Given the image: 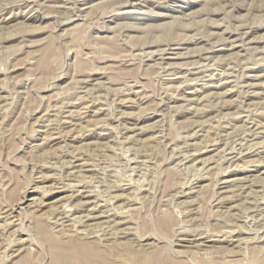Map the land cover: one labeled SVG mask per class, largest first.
Here are the masks:
<instances>
[{
    "label": "rangeland",
    "instance_id": "1",
    "mask_svg": "<svg viewBox=\"0 0 264 264\" xmlns=\"http://www.w3.org/2000/svg\"><path fill=\"white\" fill-rule=\"evenodd\" d=\"M263 123L264 0H0V264L87 189L125 245L262 264Z\"/></svg>",
    "mask_w": 264,
    "mask_h": 264
},
{
    "label": "bare ground",
    "instance_id": "2",
    "mask_svg": "<svg viewBox=\"0 0 264 264\" xmlns=\"http://www.w3.org/2000/svg\"><path fill=\"white\" fill-rule=\"evenodd\" d=\"M133 2V1H132ZM122 4V3H121ZM74 18V17H73ZM69 20V19H68ZM189 35V34H188ZM242 37V36H241ZM229 38V37H228ZM186 40H188L186 38ZM246 40V39H245ZM185 41V40H184ZM147 44V42H146ZM149 45V44H148ZM144 46V45H143ZM147 46V45H146ZM161 49V48H160ZM162 50V49H161ZM50 52V51H49ZM165 52V51H164ZM150 54V53H149ZM203 57V56H202ZM83 63V62H82ZM81 63V64H82ZM171 63V62H170ZM202 63V62H201ZM165 66V65H164ZM209 67V66H208ZM205 76V75H204ZM197 79V78H196ZM187 80V79H186ZM84 81V80H83ZM86 81V80H85ZM89 81V80H88ZM239 83V82H238ZM211 84V83H210ZM128 85V84H127ZM125 91V90H124ZM86 92V91H85ZM84 93V92H83ZM98 97V96H97ZM99 98V97H98ZM188 100V99H187ZM70 101V100H69ZM104 101V100H103ZM190 105V104H189ZM192 107V106H191ZM245 107V106H244ZM252 112V111H251ZM241 114V112H240ZM257 116V115H256ZM264 124V123H263ZM48 127V126H47ZM202 129V128H201ZM205 129V128H204ZM54 130V129H53ZM52 130V131H53ZM246 131V130H245ZM264 131V130H263ZM48 135V134H47ZM248 135V134H247ZM233 140V139H232ZM244 141V140H243ZM193 142V141H192ZM213 145V144H212ZM257 146V145H256ZM205 151L209 147H205ZM230 148V147H229ZM203 149V148H202ZM196 151V150H195ZM194 151V152H195ZM204 151V150H203ZM188 152V151H186ZM193 152V151H192ZM201 152V151H200ZM199 152V153H200ZM240 153V152H239ZM72 158V157H71ZM229 158V157H228ZM184 160V159H183ZM220 160V159H219ZM182 161V160H181ZM180 161V162H181ZM218 162V161H217ZM246 165V164H245ZM260 165V164H259ZM67 167V166H66ZM198 167V166H197ZM204 167V166H203ZM202 167V168H203ZM74 168V167H73ZM86 168V167H85ZM180 168V167H179ZM88 169V168H87ZM88 171V170H87ZM195 171V170H194ZM71 172V171H70ZM82 172V171H81ZM77 173V172H76ZM77 175V174H76ZM203 175V174H202ZM264 180V179H263ZM83 181V180H82ZM228 181V180H224ZM256 182V181H255ZM243 183V182H242ZM247 183V182H245ZM244 183V184H245ZM263 183V182H262ZM223 184V183H222ZM244 184H239L240 188L236 186V189L241 187H247ZM255 184V183H254ZM251 185V184H250ZM253 185V184H252ZM251 185V186H252ZM261 185V184H260ZM195 186V185H194ZM235 186V185H234ZM233 186V187H234ZM263 186V185H262ZM253 187V186H252ZM251 187V189H252ZM260 187V186H259ZM264 187V186H263ZM112 188V187H111ZM262 188V187H261ZM237 189V190H238ZM264 189V188H263ZM262 189V190H263ZM221 190V189H220ZM81 191V190H80ZM188 191V190H187ZM186 191V192H187ZM241 191V190H240ZM259 191V190H258ZM261 191V190H260ZM244 192V191H242ZM253 192V191H252ZM238 193V192H236ZM107 194V193H106ZM82 197L87 198L85 201L79 202V209L81 211H88L85 215V219L79 218V220L70 221L69 215H64L60 210H56L59 216L56 220H53L51 224L39 223L38 231L47 241L49 246L52 264H189L185 261H179L176 259L174 252L169 248H162L161 246H152L149 242L139 243L136 247L125 245L124 242H120L118 239L127 237L128 234H133L131 226H126V215H120L121 220H117L112 217L113 214L107 210H101L98 204L91 205L92 198L94 196L91 191L82 190ZM202 195V194H201ZM236 195V194H235ZM257 195V194H256ZM263 195V194H262ZM117 196V195H116ZM261 196V195H260ZM75 197V196H74ZM233 197V196H232ZM246 197V196H245ZM26 198L25 195L22 197ZM95 199V198H94ZM93 199V200H94ZM72 200V199H71ZM83 200V199H82ZM202 200V199H200ZM249 200V199H248ZM24 200H20L17 208H21V203ZM254 202V201H253ZM250 203V202H246ZM122 204V203H121ZM253 203H251L252 205ZM119 206V205H118ZM134 206V205H133ZM128 207V206H127ZM219 207V206H218ZM27 208V207H26ZM129 208V207H128ZM257 208V207H256ZM78 209V210H79ZM131 209V207H130ZM16 210V209H15ZM67 210V209H66ZM65 210V211H66ZM101 210V211H100ZM71 211V210H69ZM77 212V211H76ZM122 212V211H121ZM17 213V212H16ZM70 214L69 212H67ZM83 213V212H82ZM56 214V212H55ZM61 214V215H60ZM66 214V213H65ZM118 214V213H117ZM19 215V214H18ZM52 215V214H51ZM71 215V214H70ZM84 215V214H83ZM54 216V215H53ZM52 216V217H53ZM81 216V215H80ZM16 217V216H15ZM51 217V216H50ZM82 217V216H81ZM117 217V216H116ZM185 218V217H184ZM234 218V217H233ZM236 218V217H235ZM17 219V218H16ZM77 219V218H76ZM14 221V220H13ZM114 222L113 225L110 223ZM16 222V221H15ZM227 222V221H226ZM108 223V224H106ZM130 223V222H129ZM132 223V222H131ZM171 218H163L160 221L161 228L165 229V233L169 235L170 227L172 226ZM230 223V222H229ZM106 224V225H105ZM225 224V223H224ZM51 225V226H50ZM197 225V224H196ZM239 225V224H238ZM111 228L108 231L106 228ZM16 227V226H15ZM229 227V226H228ZM20 229V228H19ZM24 229V228H23ZM203 230V229H202ZM231 230V229H230ZM242 230V229H241ZM19 232V230H18ZM21 232V231H20ZM136 232V231H135ZM192 233V232H191ZM24 232L20 233L19 238H16L15 248L12 251V257L15 258V264H38L36 255L27 252L25 255H21L24 249L28 247V243L31 244L29 237L23 236ZM30 234V233H29ZM137 234V233H136ZM186 235V234H185ZM101 236H104L103 238ZM140 236V235H139ZM177 237V236H176ZM191 237V236H190ZM186 238V237H185ZM136 239V238H135ZM146 239V238H145ZM182 239V238H181ZM197 239V238H196ZM226 239V238H225ZM131 240V238H130ZM183 240V239H182ZM188 240V239H187ZM195 241V239H193ZM141 241V240H140ZM178 241V240H177ZM33 242V241H32ZM126 242V241H125ZM190 242V241H189ZM198 242V241H197ZM129 243V242H128ZM188 243V242H186ZM194 243V242H193ZM26 245V246H25ZM119 245H122L119 246ZM150 245V246H149ZM186 245V244H185ZM190 245V244H189ZM203 245V244H202ZM13 246V245H12ZM129 247V250L125 248ZM5 247V246H4ZM123 247L124 250H123ZM190 247V246H189ZM235 248V247H234ZM1 249V248H0ZM29 249V248H28ZM194 249V248H193ZM33 250V249H32ZM121 250V251H120ZM180 251H178L179 253ZM233 252V251H232ZM186 252H180V255H186ZM8 254V253H7ZM10 255V254H9ZM177 255V254H176ZM184 257V256H183ZM264 264V262H262Z\"/></svg>",
    "mask_w": 264,
    "mask_h": 264
}]
</instances>
